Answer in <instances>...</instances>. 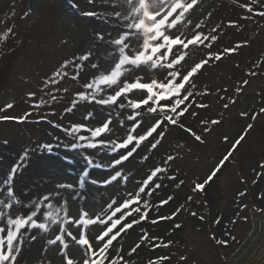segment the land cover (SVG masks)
Here are the masks:
<instances>
[{
	"label": "rangeland",
	"instance_id": "374dc122",
	"mask_svg": "<svg viewBox=\"0 0 264 264\" xmlns=\"http://www.w3.org/2000/svg\"><path fill=\"white\" fill-rule=\"evenodd\" d=\"M74 3L78 7L71 10L68 0H0V38L5 36L8 28L13 29L6 39H0V108L6 103H12L13 108L0 112V115L23 116L27 112L32 113L25 122L0 121V183L24 149L35 148L38 143H54L56 137L61 141L70 139L60 129L53 127L54 123L69 126L70 122L80 119L85 106L96 113L95 119L107 115L108 109L83 102L74 116L64 112L65 108L71 106L75 91L82 90L85 82L71 78L74 74L71 64L62 70L68 73L67 77L56 84H44L65 60L72 61L73 57H79L90 49L94 50V55L90 62H85L82 76L89 71L90 63L113 62L108 55L112 49L101 47L96 39L98 32L105 33V39H108L107 33H112L113 38L117 34L115 21L109 19L107 23L104 22L105 18L113 15V0H94L93 4H89L88 0H74ZM245 4H251L254 10L261 11L264 0H198V6L187 17L192 23L187 27L180 26L181 31L189 37L196 23H201V31L206 34L220 26L216 33L218 40L211 48L201 46L189 50L182 71L204 59L209 51L216 53L225 47L242 45L237 52L226 55L221 61L210 62L192 80L195 85L193 91L202 94L195 97L196 103H203L207 107L194 105L183 118V123L200 135L203 143L197 142L183 129L173 127L158 151L149 152L147 147L142 146L129 162H125L123 170L129 175L127 184L121 182L99 189L88 184L87 201H77L72 205V212L83 203L90 214L102 213L106 211L105 202L110 196L120 199L125 198L128 192L134 193L154 166H164L167 154L177 157L174 162H169L167 173L160 174L155 181L161 187L155 189L153 195L144 197L150 205L155 206L149 219L128 230L119 242L114 243L116 249H123L130 264H148L149 260L157 257L169 258L159 264H264V213L256 210L264 206V200L260 199L264 193V168L260 167L264 162V115L251 119L253 113H259L260 108L264 107V17L249 13L243 7ZM88 11H96L100 15H83ZM229 21H235L236 26H229ZM250 71H255L257 75H249ZM152 77H158V73L149 70L146 78ZM245 80L249 81L247 85L243 83ZM237 88L241 91L237 92ZM30 91L36 94L31 99L27 95ZM233 100L234 103L231 102ZM35 104H39V107H34ZM192 112L197 115H191ZM242 112L248 113V116H241ZM129 114L130 111L124 112V116ZM41 116H47V120L37 123ZM146 117V111L142 112V118ZM212 120L219 123L211 124ZM249 123L254 125L253 129L232 153L214 182L208 188L206 186L204 196L189 195L191 180L200 179L201 182L206 178L210 169L227 153L226 149L231 148ZM126 127H131V124ZM205 127L208 128L207 132ZM117 134L125 133L118 130ZM225 137H228V142ZM178 145L183 147L178 148ZM66 154L73 157L75 162L64 160ZM145 156L149 158L144 160ZM97 160L104 165L109 163L107 156L97 157ZM84 163L79 155L66 153L63 148L55 149L52 154L32 152L22 176L15 180V188L22 198L38 199L52 191L58 182H75ZM107 174L104 169H93L90 176L99 179ZM180 179H183L182 184ZM5 193L6 189L0 191V198ZM239 193L245 195L241 197ZM169 196L173 199L160 206V200H166ZM189 196H192L191 201L188 200ZM241 201L248 205L241 214L247 215L249 222L233 225L229 221L235 218ZM24 203H27V199ZM22 207L14 204L8 214H19L16 209ZM177 209L180 211L174 220H162L156 224L151 222L158 214L170 215ZM44 210L48 209H41V218ZM0 211H4L2 205ZM193 212L197 215L193 216ZM200 215L204 216L203 220ZM217 218H222L221 223H216ZM6 219H0V223H5ZM174 223H179L181 228L174 229ZM233 227L235 234L241 238L239 244L229 248L215 244L211 238L213 234L221 238L225 230ZM98 231V227H92L90 236H95ZM145 231L159 239L151 243L141 240ZM32 234L37 235V239H25L22 256L18 257L19 264H40L41 260L46 264L47 260L53 258L55 264H59L55 246H49L47 256L44 254L46 241L52 232L33 230ZM169 240L173 243L165 247ZM152 243L160 246L153 248ZM135 244L141 247L129 257L128 253ZM112 254L116 255L115 252ZM181 257L186 259L181 260Z\"/></svg>",
	"mask_w": 264,
	"mask_h": 264
},
{
	"label": "snow or ice",
	"instance_id": "6c2138e0",
	"mask_svg": "<svg viewBox=\"0 0 264 264\" xmlns=\"http://www.w3.org/2000/svg\"><path fill=\"white\" fill-rule=\"evenodd\" d=\"M68 3L74 9L78 7L74 0H68ZM88 3L93 4L94 0H88ZM197 6L198 0H113V15L105 18L104 22L107 23L109 19L115 21L117 34L113 38L112 33H107L108 39H105V33H96L100 46L112 49L108 55L113 62L90 63L89 71L82 76L85 62H90L94 55V50L90 49L79 57H73L72 61L65 60L60 68L44 81L45 86L58 83L68 76V73L62 70L71 64L74 69L71 78L83 79L85 82L82 90L75 91L71 106L65 108L64 112L74 116L81 102L106 108L108 112L104 118L95 119L96 113L85 106L80 119L70 122L69 126L54 123L53 127L60 129L70 139L61 141L56 137L54 143H38L35 148H26L10 167L0 183V191L6 189L5 196L0 198V205L4 209L0 211V219L7 217L6 227L5 223H0V264H19L18 257L22 256L25 239L29 238L32 241L37 239V235L32 234L33 230L42 233L52 232L46 241L44 254L47 256L49 246H55L59 264H130V260L123 254V249H116L114 243L119 242L128 230L149 219L150 212L155 206L150 205L144 197L153 195L155 189L161 187L155 181L159 179L160 174L167 173L169 162H174L176 156L167 154L164 166H154L134 193L128 192L125 198L120 199L110 196L105 202L106 211L102 213L90 214L83 203L75 212H72L71 208L77 201H87L88 184L98 189L113 187L121 182L127 184L129 175L123 170L125 162H129L142 146L147 147L149 152L158 151L163 147L168 132L173 127L183 129L197 142L203 143L201 136L183 123V118L194 105L200 108L207 107L203 103H196L195 97L202 94L193 91L195 85L192 84V80L210 62L221 61L226 55L237 52L242 45L225 47L216 53L209 51L204 59L182 71V65L186 62L191 48L201 46L211 48L218 40L216 33L219 25L213 28L211 33L206 34L201 31V23H196L190 37L181 31L180 26L187 27V24L192 23L187 17ZM243 7L249 13L264 17V10L256 11L251 4H245ZM83 15L97 17L100 14L88 11ZM229 26H236V22L229 21ZM12 32L13 29L8 28L5 36L0 39H6L7 34ZM246 43L245 41L244 44ZM149 70L157 72L158 77L146 78ZM249 75L255 76L257 73L250 71ZM243 83L247 85L249 81L245 80ZM239 91L241 89L237 88V92ZM27 95L31 99L36 94L30 91ZM52 99L55 100L56 97L53 96ZM34 107H39V104H35ZM224 107L227 108L228 105L225 104ZM12 108V103H6L0 108V112ZM126 110L130 111V114L124 116ZM145 111L147 117L142 118V112ZM31 115V112L23 116L0 115V121L25 122ZM191 115L196 116L197 113L192 112ZM257 115H264V107L260 108L259 113H253L251 119L255 120ZM241 116H248V113L242 112ZM46 120L47 116H41L37 123ZM129 123L131 127H126ZM218 123V120L211 121V124ZM253 127L252 123L247 125L227 153L210 169L206 178L195 183L193 192H204L206 186L214 182V178L223 170L232 153ZM118 130H123L125 134L118 135ZM204 130L207 132L208 128L205 127ZM224 139L228 142V137ZM4 143L7 144V140ZM177 147L182 148L183 145ZM59 148L65 149L66 153H76L85 162L78 179L75 182H58L52 191L38 199L22 198V194L15 188V180L22 176L23 170L28 166L31 153L52 154ZM90 152L92 154H89ZM104 156L109 159L107 165L97 160V157ZM148 158L143 157L144 160ZM63 159L69 163L75 162L74 158L67 154ZM260 167L264 168V162H261ZM93 169H104L108 174L99 179L91 178L90 173ZM239 195L243 197L245 193ZM25 199L27 203H24ZM172 199L169 196L166 200H160L159 204L166 205ZM260 199L264 200V193L260 195ZM188 200L191 201L192 196H189ZM53 201L59 203L54 204ZM14 204L23 207L16 209L19 214L9 215L8 210H12ZM42 208L48 210L42 212L41 218ZM247 208L248 205L241 201L235 218L229 222L233 225L249 222V217L241 214ZM256 210L264 213V206ZM179 211L180 209H177L170 215L158 214L151 222L156 224L162 220H174ZM192 215L196 216L197 213L193 212ZM200 219L203 220L204 216L200 215ZM221 219L217 218L216 223H221ZM92 227L99 228L95 236H90ZM173 227L180 229L181 225L174 223ZM211 238L221 248H229L241 242V238L235 234V227L225 230L221 238H217L216 234ZM140 239L151 243L159 238L150 236L145 231ZM172 243L173 241L169 240L164 246ZM159 246L152 243L153 248ZM140 247V244H135L128 256L131 257ZM113 252L116 255H113ZM168 259L157 257L149 260L148 264H159L160 261ZM180 259L184 260L186 257ZM40 264H45V261L41 260ZM46 264H55V259L47 260Z\"/></svg>",
	"mask_w": 264,
	"mask_h": 264
},
{
	"label": "trees",
	"instance_id": "16d2710c",
	"mask_svg": "<svg viewBox=\"0 0 264 264\" xmlns=\"http://www.w3.org/2000/svg\"><path fill=\"white\" fill-rule=\"evenodd\" d=\"M73 8H71V10H72ZM263 10H264V7H263ZM76 14V13H75ZM227 151L229 150V147L226 149ZM225 154V153H224ZM223 154V155H224ZM223 155L221 156V157H223ZM196 164H198V163H196ZM220 173H218V175H219ZM182 178V177H181ZM215 179V178H214ZM180 181V183L183 181V179H180L179 180ZM197 182H200V179H196V180H191V182L189 183V187H188V193H189V195L191 194V195H193V196H198V197H202V196H204V192H193V187H194V184L195 183H197ZM182 184V183H181ZM210 185V184H209ZM208 185V186H209ZM208 186H207V188H208ZM194 194H196V195H194ZM162 262H164V260H162Z\"/></svg>",
	"mask_w": 264,
	"mask_h": 264
}]
</instances>
